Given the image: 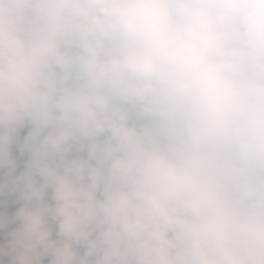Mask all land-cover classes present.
I'll list each match as a JSON object with an SVG mask.
<instances>
[{
	"label": "clouds",
	"instance_id": "9594fccd",
	"mask_svg": "<svg viewBox=\"0 0 264 264\" xmlns=\"http://www.w3.org/2000/svg\"><path fill=\"white\" fill-rule=\"evenodd\" d=\"M0 264H264V0H0Z\"/></svg>",
	"mask_w": 264,
	"mask_h": 264
}]
</instances>
